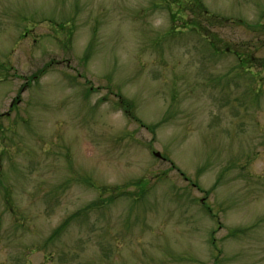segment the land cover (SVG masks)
<instances>
[{
	"label": "rangeland",
	"instance_id": "374dc122",
	"mask_svg": "<svg viewBox=\"0 0 264 264\" xmlns=\"http://www.w3.org/2000/svg\"><path fill=\"white\" fill-rule=\"evenodd\" d=\"M0 264H264V0H0Z\"/></svg>",
	"mask_w": 264,
	"mask_h": 264
},
{
	"label": "trees",
	"instance_id": "16d2710c",
	"mask_svg": "<svg viewBox=\"0 0 264 264\" xmlns=\"http://www.w3.org/2000/svg\"><path fill=\"white\" fill-rule=\"evenodd\" d=\"M179 6H180V5H179ZM197 6H199V7L201 8V5H200V3H199L198 1H197ZM192 11H193V10H192ZM178 15L180 16V15H181V13H179ZM188 24H190L192 27L194 26V27H195V29H198V28H196V26H195V23H194L193 21H191V20H190V21H188ZM186 25H187V24H186ZM186 25H185V26H186ZM53 237H54V235H52V236L50 237V239H52V240H53ZM50 239H49V240H50Z\"/></svg>",
	"mask_w": 264,
	"mask_h": 264
},
{
	"label": "water",
	"instance_id": "95a60500",
	"mask_svg": "<svg viewBox=\"0 0 264 264\" xmlns=\"http://www.w3.org/2000/svg\"><path fill=\"white\" fill-rule=\"evenodd\" d=\"M156 155H157V156H160V154H159V153H156Z\"/></svg>",
	"mask_w": 264,
	"mask_h": 264
}]
</instances>
